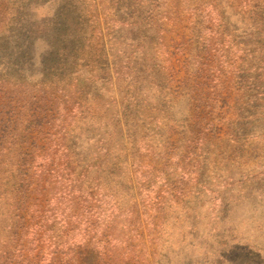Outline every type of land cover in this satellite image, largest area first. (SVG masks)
Instances as JSON below:
<instances>
[{"label":"rangeland","instance_id":"374dc122","mask_svg":"<svg viewBox=\"0 0 264 264\" xmlns=\"http://www.w3.org/2000/svg\"><path fill=\"white\" fill-rule=\"evenodd\" d=\"M19 1L0 0V68L25 56L39 77L67 46L55 23L66 6ZM148 1L170 54L132 52L140 34L123 22L125 8L139 21L144 0L92 5L111 74L87 84L99 102L59 135L72 161L93 159L86 187L95 185L96 210L72 214L64 201L55 210L60 182L50 174L46 233L69 264H264V0ZM200 55L206 66L196 64ZM42 146L53 151L51 140Z\"/></svg>","mask_w":264,"mask_h":264},{"label":"trees","instance_id":"16d2710c","mask_svg":"<svg viewBox=\"0 0 264 264\" xmlns=\"http://www.w3.org/2000/svg\"><path fill=\"white\" fill-rule=\"evenodd\" d=\"M23 2L24 0H20L18 4ZM62 2L66 6L65 13H61L55 23L58 32L63 30L67 46L59 51L58 64L50 69L44 64L42 74L33 78L31 76L34 70L25 56L12 62L7 61L0 68V216L2 218L7 215L6 225H0L2 231L7 233L5 237H0L4 239H0V264H69L67 259H60L59 256L64 251L54 248V243L44 228L46 210L42 203L46 198V180L50 174L60 182V189L55 192L52 188L53 194L51 192L50 196L49 204L57 206L55 210H58L61 201H64L66 209L72 214L80 212L79 208L85 211L94 209L91 202L95 197L92 193L95 185L93 184V188L86 187L91 182L87 175L95 167L89 164L93 159L87 160L84 165L80 161H72L70 154L67 155L61 149L64 136L59 134H65L66 127L72 124L74 118L90 115L99 99L94 93H90L91 87H87V84L93 80H105L109 76L110 72L107 71L110 65L108 61L100 63L106 60L105 57L108 60V55L103 50L99 53L97 45L103 43V39L98 40L97 44L95 29L90 26V22L95 19L92 5L96 10L98 3L95 0ZM141 5L144 16L139 21V18H133L132 5L125 8L128 12L127 19L123 22L127 21L128 26L140 34L131 39L132 52L138 51L135 50L138 47L143 52H149L152 48H156L158 52L163 47L164 53L167 50L166 53L170 54L169 48L162 43L163 38L158 34L159 22L153 14V3L144 0ZM116 9L121 10L120 5ZM67 11H71L68 17ZM58 18H64V22ZM70 22L72 30L68 25ZM151 33H154L152 38ZM72 42L73 49L68 50ZM77 46L78 53L75 52ZM61 51L67 58L66 61ZM207 59L200 55L196 64L199 66L198 63L204 62L203 65L206 66ZM85 105L89 106L83 110ZM119 120L118 133L122 134L123 121ZM124 122L127 123V120ZM120 137L123 139L124 135ZM50 140L52 152L46 151L42 146L46 142L50 143ZM134 143V138L129 140L130 149L135 146ZM121 150L124 151V161L128 158V150L125 147L120 148ZM57 180L53 182L54 185ZM1 221L2 219L0 223ZM43 244H49L54 249L42 253ZM69 253L71 259L76 261V252L73 250ZM104 262L101 259V263Z\"/></svg>","mask_w":264,"mask_h":264}]
</instances>
